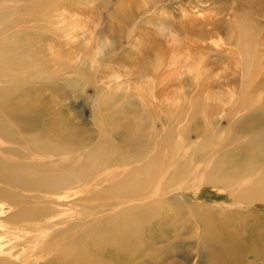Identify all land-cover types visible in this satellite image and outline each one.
<instances>
[{"label": "rangeland", "instance_id": "rangeland-1", "mask_svg": "<svg viewBox=\"0 0 264 264\" xmlns=\"http://www.w3.org/2000/svg\"><path fill=\"white\" fill-rule=\"evenodd\" d=\"M260 3L264 5V0ZM255 4L257 0L21 1L19 17L37 14L41 21L54 20L56 27L65 24L69 35L64 38L59 33L55 43L63 58L36 62L27 70L17 68L14 75L0 81V90L11 91L13 107L19 102L25 104L18 113L20 118L31 116L35 105L45 107L36 130L21 126L3 111L0 124L14 136L8 140L0 133V178L10 164H42L28 149L35 142L70 146L78 153L101 144L148 141L151 144L145 146L152 152L155 142L166 144L158 148L160 155H177L179 147L180 173L188 170L194 158L200 161L221 149L224 154L213 162L214 175L219 180L237 176L236 165L233 166L237 161L230 158L228 149L236 153L239 146H256L264 133L246 134L230 129L251 108L260 111L264 105V19L254 17ZM10 18V14L2 13L0 22ZM21 25L28 29L31 23ZM17 29L18 23L14 30ZM244 29L252 36L242 42V52L245 57L250 54L252 61L253 54L259 55L253 72L243 70L230 54L231 40L235 38L231 34H240ZM35 32L32 29L25 34L32 36L30 47L38 39ZM98 50L102 56L97 55ZM22 57H26L24 52ZM122 130L127 135L124 141L118 135ZM227 135L230 136L224 140ZM229 138L231 142H227ZM215 143L221 145L220 149ZM183 147L194 148L187 158L182 156ZM169 194L179 196V200H168L164 203L167 209L153 214L149 225L153 241L144 264H210L207 244L212 234L202 231L193 205L219 207L215 212H223L221 222H232L230 232L246 237V243H250V233L264 227L262 203L253 208L262 221L256 228L246 219L247 208L230 203L213 187L179 188ZM17 195L16 206L0 203V226L20 214L24 204L37 207L41 203L35 192L19 189ZM155 197L152 195L151 199ZM177 206L185 208L182 216L176 215ZM210 212L212 217L214 213ZM3 237L1 252L19 243ZM21 248L17 246L14 251L20 252ZM29 251L34 253L36 248L21 251V256L29 255ZM252 255L253 263H264V259L257 261ZM38 258L35 260L44 262V258Z\"/></svg>", "mask_w": 264, "mask_h": 264}, {"label": "bare ground", "instance_id": "bare-ground-1", "mask_svg": "<svg viewBox=\"0 0 264 264\" xmlns=\"http://www.w3.org/2000/svg\"><path fill=\"white\" fill-rule=\"evenodd\" d=\"M21 1L26 0H10L8 3L0 0V16L2 13L12 16L0 22V37L3 35V39H0V81L14 75L17 68L27 70L36 62L54 60L56 56L63 58L55 43L59 33L64 38L69 35L65 31L64 20L59 19L58 22L61 21L64 25L56 27L54 20L41 21L36 17L37 14L19 17ZM257 2L258 4L253 5L254 17L264 19V5H260V0ZM16 15L18 17H13ZM53 17L59 18L57 15ZM17 23L19 29L14 30ZM29 23L30 27L23 29L21 24ZM32 29L38 34V39L30 47L32 36L28 38L25 34ZM250 35L246 29L240 34H231L235 38L231 40L233 46L230 54L247 72L254 71L252 69L257 67L256 60L259 58L258 54H253L255 59L252 61L250 54L245 57L243 53L245 49L243 50L242 42H247ZM23 52L26 57H22ZM102 53L98 50L97 55L102 56ZM10 92L0 90V116L5 111L15 121L18 120L21 126L26 125L31 130H36L40 123V113L45 107L35 105L31 116L20 118L18 113L23 111L25 104L19 102L18 106L13 107ZM6 107H10L12 111ZM259 108L260 111L258 108L252 111L251 108L242 121H235L236 127L232 123L230 129L233 131L235 128L246 134L263 133L264 105ZM0 133L8 140L14 136L4 124H0ZM118 135L123 141L127 138L124 130ZM229 136H225L224 140ZM260 140L256 146H239L236 153L228 149L230 158L237 161L233 163V166L236 165L234 169L237 176L226 180H219L214 175L216 167L213 162L224 154L220 149L221 145L216 143L220 152L200 161L194 158L193 163L187 167L188 170L180 173L179 147L177 155L175 152H162V155L157 153L160 145L163 147L165 143L155 142L153 152L145 146L151 144L148 141L101 144L94 149L75 153L70 146L35 142L28 149L31 156L42 164L37 163V167L30 166L32 163H22L20 166L10 164L3 169L4 173L0 178L2 187L5 188L3 190L0 187V203L4 201L18 205L19 189L35 192L41 200L37 207L24 204L20 214L8 220L12 226L9 223L0 226L1 238L8 236L9 241L19 242L5 250L9 254L3 255L5 251H0V264H144V259L151 250L152 234L149 225L153 214L167 209L164 203L168 200H179V196L172 197L169 194L179 188L195 189L202 185L219 190L223 197L230 199V203L247 208L249 212L246 219L257 228L262 221L253 208L259 203L264 204V133ZM227 142H231L230 138ZM143 146L145 147L141 148ZM193 149L183 147L182 156L187 158L193 153ZM152 195L156 197L151 199ZM191 208L201 221L202 231L212 234L207 244L210 264H256L250 260L251 254L257 261L264 259V227L250 233V243H246V237L230 232L232 222H221L219 217L223 212H215L219 207L214 209L210 206L193 205ZM184 209L177 206L176 215L182 216ZM210 211L214 213L212 217H209ZM17 246L24 248L21 251L31 248H36V251H29V255L21 256V251H14ZM32 254L35 256L30 257ZM36 257L44 258V262L39 258L35 260Z\"/></svg>", "mask_w": 264, "mask_h": 264}]
</instances>
